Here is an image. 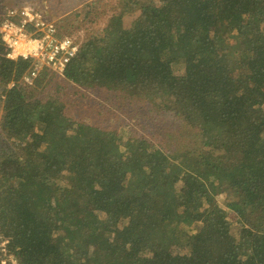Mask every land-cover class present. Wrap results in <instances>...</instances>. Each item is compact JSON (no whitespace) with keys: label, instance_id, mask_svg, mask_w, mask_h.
Instances as JSON below:
<instances>
[{"label":"trees","instance_id":"trees-1","mask_svg":"<svg viewBox=\"0 0 264 264\" xmlns=\"http://www.w3.org/2000/svg\"><path fill=\"white\" fill-rule=\"evenodd\" d=\"M122 6L62 76L23 82L31 62L0 41V264H264V0ZM72 88L178 132L122 140L65 112Z\"/></svg>","mask_w":264,"mask_h":264},{"label":"rangeland","instance_id":"rangeland-1","mask_svg":"<svg viewBox=\"0 0 264 264\" xmlns=\"http://www.w3.org/2000/svg\"><path fill=\"white\" fill-rule=\"evenodd\" d=\"M92 1L94 0H0V15L4 11L6 14L11 9L30 8L41 13L48 21L54 22L59 36L68 35L80 42L90 33L101 31L107 23L109 16L121 9L124 2L130 4V0H99L101 3L95 9L92 8V12L89 15H86L85 5ZM76 11L81 16L77 20L70 17L69 22L74 23L76 27L72 28L73 31H70L71 29L68 31L63 27L64 22L60 21ZM83 16H85L87 21L82 22ZM17 17L19 18V16ZM128 17H125V25L130 23ZM69 90H71L69 92L70 95L68 94L65 97L64 93L60 97L66 104V113L86 123L100 124L104 127L113 128L122 135V140L128 134L134 135L135 133H139L152 139L156 134L163 136L164 133L169 131L168 134H177L178 132V127L173 130L172 124L165 118L159 119L157 117L155 123H152V118H144L145 114L142 113L145 112L146 107L142 108L141 105L143 102L138 99L125 98L122 94L107 89L83 90L81 96L77 94L73 96L75 88ZM147 114L153 115L151 112ZM182 140L183 137H178L176 140H173L168 136V141L174 144L173 147L175 145L177 146V142L179 143ZM216 198L222 204L224 195L219 194ZM228 217L235 225L237 219L234 214L229 213ZM189 230L192 231V227ZM4 246L5 241L0 237V253H2L0 259L2 260H6L3 256L5 253L3 250ZM8 258L13 262L12 257L8 256Z\"/></svg>","mask_w":264,"mask_h":264},{"label":"built area","instance_id":"built-area-1","mask_svg":"<svg viewBox=\"0 0 264 264\" xmlns=\"http://www.w3.org/2000/svg\"><path fill=\"white\" fill-rule=\"evenodd\" d=\"M0 41L5 47L6 57L31 62L22 77L23 82L29 84L42 68L62 76L66 64L79 48L75 38L59 36L54 22L26 7L7 11L0 22Z\"/></svg>","mask_w":264,"mask_h":264}]
</instances>
